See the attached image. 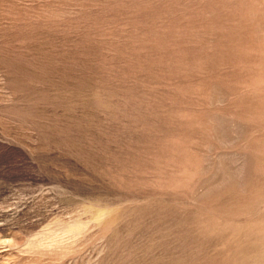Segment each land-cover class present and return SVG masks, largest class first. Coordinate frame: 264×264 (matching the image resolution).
Wrapping results in <instances>:
<instances>
[{
	"label": "rangeland",
	"instance_id": "1",
	"mask_svg": "<svg viewBox=\"0 0 264 264\" xmlns=\"http://www.w3.org/2000/svg\"><path fill=\"white\" fill-rule=\"evenodd\" d=\"M0 264H264V0H0Z\"/></svg>",
	"mask_w": 264,
	"mask_h": 264
}]
</instances>
